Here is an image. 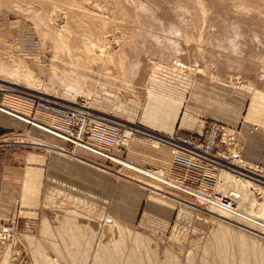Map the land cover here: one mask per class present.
Wrapping results in <instances>:
<instances>
[{
    "label": "rangeland",
    "instance_id": "rangeland-1",
    "mask_svg": "<svg viewBox=\"0 0 264 264\" xmlns=\"http://www.w3.org/2000/svg\"><path fill=\"white\" fill-rule=\"evenodd\" d=\"M65 1L53 13L46 0H0V64L28 70L39 89L26 90L0 77V114L24 126H9L0 117V192L8 175L28 170L31 182L22 184L18 201L34 208L10 207L6 217L0 199V264H36L37 250L56 264H92L105 229L113 224L125 229L120 264L132 255L140 264H164L169 257L174 264L213 262L212 231L226 220L212 213L211 204L205 207L190 191H171L110 159L87 156L73 139L80 135L105 156L161 171L165 178L175 165L157 137L189 138L203 147L211 141V156L229 170L222 167L214 180L215 170L207 175L197 165L187 172L186 160L174 156L173 163L187 168L179 178L184 186L228 196L233 191L220 188L227 172L264 184V0ZM70 84L73 90L63 94ZM46 87L49 92L41 95ZM44 102L63 104L61 111L71 109L87 121L81 125L79 118L62 117L60 123L45 113ZM196 121L201 132L190 131ZM33 123H58L53 128L69 140L63 143ZM125 132L134 136L126 139ZM230 158L237 168L228 166ZM246 192L251 197L244 199L243 209L262 224L264 193L257 187ZM71 221L76 245L69 242ZM224 226L236 238L264 247L261 229L237 221ZM229 244V258L237 264L236 240Z\"/></svg>",
    "mask_w": 264,
    "mask_h": 264
},
{
    "label": "bare ground",
    "instance_id": "bare-ground-1",
    "mask_svg": "<svg viewBox=\"0 0 264 264\" xmlns=\"http://www.w3.org/2000/svg\"><path fill=\"white\" fill-rule=\"evenodd\" d=\"M48 1V5H50L52 7V11L53 13H55L54 11L56 10V7L59 6L60 3H64L63 1L65 0H46ZM72 1V0H71ZM76 1V0H75ZM74 1V2H75ZM20 2V0H19ZM18 2V3H19ZM22 2V0H21ZM29 2V1H28ZM38 2V1H36ZM72 2V3H74ZM31 3V2H30ZM41 3V2H40ZM47 3V2H46ZM45 3V4H46ZM21 4V3H20ZM64 4H67L66 1ZM30 5V4H29ZM32 5V3H31ZM30 5V6H31ZM41 5V4H40ZM47 5V4H46ZM67 5H70V4H67ZM49 6V7H50ZM72 6V5H71ZM24 7V6H23ZM27 7V6H26ZM37 7V6H36ZM33 8V7H32ZM40 8V7H39ZM65 8V7H63ZM46 9V8H45ZM44 9V10H45ZM25 10V8H24ZM42 10V9H41ZM43 10V11H44ZM47 10H48V7H47ZM63 11H65V15L67 13V8L66 9H62ZM26 11V10H25ZM38 11H40V9H38ZM37 10L35 12H38ZM45 12V11H44ZM43 13V12H42ZM48 13V12H47ZM50 13V12H49ZM73 13V12H72ZM35 14V13H33ZM32 14V15H33ZM52 14V12H51ZM74 14V13H73ZM30 15V16H32ZM49 15V14H48ZM75 15V14H74ZM58 16V14H57ZM47 18V17H46ZM49 19L52 21V18L49 17ZM57 19V18H56ZM96 19V18H95ZM34 20V19H33ZM47 20V19H46ZM55 20V19H54ZM99 20V19H98ZM48 21V20H47ZM104 21V20H102ZM40 22V20H39ZM49 22V21H48ZM47 22V23H48ZM44 23V22H43ZM53 23H55V21H53ZM38 24V23H37ZM89 24V23H88ZM101 26H106L105 23H100ZM41 25V24H40ZM49 26L50 25H53V24H48ZM47 25V26H48ZM67 25V24H66ZM39 26V25H37ZM42 26H44L42 24ZM54 26V25H53ZM57 26V25H56ZM99 27H101L100 25H98ZM51 27V26H50ZM63 28L65 26H62ZM46 28V27H45ZM66 28H68L66 26ZM50 29L47 27V30ZM101 29V28H100ZM103 29V28H102ZM62 30V29H61ZM66 30V29H65ZM68 31H66L68 33H70L69 29H67ZM47 32V31H45ZM63 32V30H62ZM64 33V32H63ZM46 34V33H45ZM85 36V35H84ZM85 38V37H83ZM82 39V38H81ZM86 39V38H85ZM88 39V38H87ZM86 41V40H83V42ZM84 45L85 47H87V43L84 42ZM53 46V45H52ZM96 46V45H94ZM64 48V47H63ZM61 49V48H60ZM64 50V49H63ZM67 51V50H66ZM100 53H102V51H100ZM11 68V67H10ZM8 66H4L2 64H0V77L2 76L3 79H5L8 83L9 82H13V83H20V84H23L26 88V90H30V91H36V90H39V89H36L35 85L38 83L37 79L26 69H22V70H17V69H10ZM22 71V72H20ZM72 81V80H71ZM75 82H80L79 81V78H77L75 80ZM74 81L72 83H75ZM71 83V84H72ZM71 84L68 85L66 87V89H64L65 91L63 92V94H67V91L69 90H73L71 88ZM38 85V84H37ZM77 86V85H76ZM49 88V87H48ZM48 88H44L45 90H41L43 91L41 93V95H46V92H49L48 91ZM77 89V92L78 91H81V88L79 86L76 87ZM53 92H55L54 90L50 89ZM77 92H74V93H77ZM53 94H56V93H53ZM55 96V95H54ZM48 97V96H47ZM50 98V97H49ZM55 99H59V98H56L54 97ZM54 99V100H55ZM61 101V100H60ZM40 102H43V101H40ZM45 104H47L45 107H43V109H45V113H48L49 115L57 118L60 123L63 121L65 122V120H63V116H61L60 114H58L57 112H50L48 111L49 109H57V110H60L59 112L62 113L63 111H61V109L65 108L66 106L63 105V104H51V103H46L44 102ZM44 104V105H45ZM56 106V107H55ZM65 106V107H64ZM42 107V106H41ZM48 109V110H47ZM70 110V109H68ZM65 111V110H64ZM15 116V115H14ZM18 117V116H16ZM63 117V118H62ZM10 118V117H9ZM84 118V117H82ZM20 119V122L21 121H24L26 123H29L27 119H23V118H18ZM65 119V118H64ZM7 122H9V120H5ZM12 121V120H11ZM85 120H83L84 122ZM15 122V121H13ZM31 122V121H30ZM197 123V126L198 128L197 129H191L192 131H198L200 132L201 129H202V125L198 123V121H196ZM17 124H19L18 122H15ZM22 124V123H21ZM32 124V123H31ZM66 124H68V121L66 122ZM61 125V124H60ZM33 126L36 127L37 129H39L40 131H43L47 134H50L56 138H59L60 140H62L64 143L65 141L69 140V137L67 135H65L64 133L62 132H59L58 130L54 129L53 126H56V125H53L52 127H48V126H45V125H42V124H39V123H33ZM58 126V125H57ZM54 129V130H53ZM133 131L135 133H141L143 135H146L145 132H142V131H138L136 129H133ZM82 132V129L80 131V134ZM131 136H134V134H132V132H125V138L128 139L129 137ZM172 136V135H171ZM169 136V137H171ZM157 140L160 141L163 146H167L168 149H170L171 151V154L173 156V159H174V153H175V149H172L170 148L169 146L170 145H175L172 140H168V141H165L163 139H160L157 137ZM73 141L75 142V144L78 146V149H83V150H87L89 152H92V153H95V154H98V155H104L105 156V152H103L102 150H100L99 148H96V147H93V146H88V145H85L82 141H81V136L79 135L78 139L77 138H74ZM174 141V140H173ZM124 143V142H123ZM152 143H154V146L157 145L158 143L154 140H152ZM125 147H127V145L129 146V143H124ZM237 154H239V148H233ZM233 149H231L233 151ZM63 150V148L61 149ZM62 152L65 153V151L63 150ZM231 154V153H230ZM113 161L117 162L119 165H122L125 169H129V170H132L134 171L135 173L137 174H140V175H143L149 179H154V180H157L159 181L160 183L163 184V186L165 188H173V189H178L180 191H183L184 193L187 194L186 190L190 191L191 194H189L190 196H195L203 205H205V207H207V205H209V209L211 211H213L212 213L215 214V216H217L218 218H220L221 220H226V221H223L221 222L222 224H217L216 226H214L213 228V231H212V238H213V248L212 245H211V249L210 250H213V262L209 263L206 259L203 260L201 262V264H233L231 262V259L229 258V256H231L230 253L231 252V248H230V240L233 241V240H236V251H237V254L239 257L238 259V262L237 264H264V247H260L254 243H247L245 241V239H242L241 236H237V238L224 226V224H226V222H230V221H237V222H242L244 223L245 225H248L250 227H253V228H258V229H261L262 231H264V222L261 224L259 222L256 221V217L252 216V214L250 212H247L246 210L243 209V202H244V199L245 198H249V195L251 197V194H247L248 192H246L247 189H250L251 187H257L259 188L263 193H264V184L260 183V182H255V181H252V180H249V178H245V180L243 179V175L239 172V173H236V172H232V173H235L236 175H232V173L230 172H227L223 175V185L220 187L222 188L223 187V190L225 191V193H229L231 191H233L232 193H229L228 196H220V194L218 195L217 193L213 192V189L212 191H206V190H203V189H199V190H196V189H192L190 187H187V186H184L183 182L181 180H178V179H173V178H169L168 176H166V178L163 176L162 172L161 171H152V170H147V169H143V168H140V167H136L134 165H132L131 163L127 162V161H123L121 159H115L113 158L111 155H109ZM231 157V156H230ZM230 164H228V166L232 167L233 166V169L237 168L236 166H234V164L232 163V160L230 159ZM213 168L215 169L216 173L212 174L214 176V180H216L215 178L217 177V174H219V170H223L222 167L225 168L224 165H220V164H212ZM227 167V166H226ZM226 169V168H225ZM228 169V168H227ZM226 169V170H227ZM229 170V169H228ZM227 170V171H228ZM225 171V170H224ZM236 171V170H235ZM208 172H211V171H208ZM245 173V172H244ZM250 174V173H249ZM180 183L181 187L177 184V183ZM156 186V185H155ZM150 187V186H148ZM154 188V187H153ZM185 189V190H184ZM219 189V188H218ZM255 189V188H254ZM153 190V189H152ZM155 191H159V190H155ZM199 191H205L207 192L206 196H204L203 194H200ZM211 192V193H209ZM208 194H211V195H215L218 196L217 198L220 199L221 197H226V199H229V206L227 207H223L221 205V202H219L218 200H209V195ZM220 196V197H219ZM199 198H202L199 199ZM204 198V199H203ZM239 198V199H238ZM209 200V201H208ZM255 200V199H254ZM253 199L250 200V202H255ZM209 210V211H210ZM251 211V210H249ZM263 213V211H262ZM264 216V215H263ZM65 218V217H64ZM74 218V217H73ZM264 218V217H262ZM219 220V219H218ZM262 220V219H261ZM61 221V220H59ZM58 221V222H59ZM260 221V220H259ZM264 221V220H262ZM57 222V221H56ZM261 222V221H260ZM60 223V222H59ZM77 223V222H76ZM58 224V223H55V225ZM214 224V223H213ZM238 225V224H237ZM58 226V225H57ZM68 226V235L71 236L73 239L70 240L69 242H72V244L76 245L78 244V242H76V228L74 225H72V221L67 224ZM45 227V226H44ZM61 227V226H59ZM64 228V226H63ZM104 229V228H103ZM61 231V230H60ZM66 231V230H65ZM104 231V230H103ZM123 231H125V229H123L122 227L120 226H117L116 224H113V225H108L107 228L105 229L104 231V234H103V241L101 240V247L97 250L98 252L95 254V257H91L93 258V263L92 264H120L121 261H122V250H121V247L123 245V240L122 238L124 237V233ZM112 232H115V236L117 241L114 245V248L112 249H109L108 245L110 243V240H112L113 238H111L112 236ZM259 232V231H258ZM65 235V233H64ZM114 236V238H115ZM137 238V237H136ZM134 241H136V239L134 238ZM135 243V242H134ZM212 244V243H211ZM126 247V246H125ZM139 247V246H138ZM137 247V248H138ZM73 248V247H72ZM71 248V249H72ZM124 247H122L123 249ZM152 248V247H151ZM37 249V248H36ZM129 249V248H128ZM154 249V248H153ZM124 250V249H123ZM44 252V250H43ZM41 252L40 250L36 251L35 253V256H36V264H56L55 262L51 261V259L49 260L48 257L45 256V254ZM66 254L68 256H71V252L66 250L65 251ZM132 252V251H131ZM206 254H209L208 251H205ZM133 254V253H132ZM152 254V253H151ZM204 254V252H203ZM136 256V255H135ZM165 256V255H164ZM72 257V256H71ZM84 257V256H83ZM216 257V258H215ZM147 258V257H146ZM78 259V258H77ZM127 261L125 262V264H140L139 260L135 257H128L126 258ZM204 259V258H203ZM58 260V259H57ZM81 260V259H80ZM149 260V258H148ZM166 260V261H165ZM164 261V264H174V261L169 257L167 259H165ZM70 261V260H69ZM82 261V260H81ZM18 262V261H17ZM35 263V262H34ZM74 263V262H73ZM13 264V263H12ZM19 264H24L23 262H19Z\"/></svg>",
    "mask_w": 264,
    "mask_h": 264
},
{
    "label": "crops",
    "instance_id": "crops-1",
    "mask_svg": "<svg viewBox=\"0 0 264 264\" xmlns=\"http://www.w3.org/2000/svg\"><path fill=\"white\" fill-rule=\"evenodd\" d=\"M0 117H1V119H2V121L4 122L5 121V119L7 118V117H4V115H2V114H0ZM5 118V119H4ZM7 119H9L10 120V118L8 117ZM12 119V118H11ZM37 119V118H36ZM35 119V120H36ZM11 121V120H10ZM9 126L10 125H12V126H20V123L19 124H17V123H11L10 124V122H8L7 123ZM22 125V124H21ZM56 125H59L58 123L56 124ZM47 126V125H46ZM53 126V125H52ZM52 126H50V127H52ZM20 127H24L23 125L22 126H20ZM203 127V126H202ZM183 128V127H182ZM196 128H198V126H197V124H195V128H193V129H196ZM186 129V128H185ZM184 128H183V130H185ZM202 130V129H201ZM189 131V130H188ZM190 131H192V130H190ZM201 132V131H200ZM36 133V132H35ZM167 135V134H166ZM58 140L59 141H61V142H63L62 140H60L59 138H58ZM64 143V142H63ZM80 151H82L84 154H87V156H96V157H98V158H105V159H110L111 161H113L111 158H109V157H107V156H104V155H98V154H95V153H92V152H89V151H87V150H83V149H79ZM169 150V149H168ZM254 151V150H253ZM258 152H260V151H258ZM257 152V153H258ZM108 154V153H107ZM110 155V154H109ZM255 155V154H254ZM112 156V155H111ZM113 157H115V156H113ZM120 158V157H119ZM81 160H83V159H81ZM168 160H170L171 161V164H172V166H174L175 165V168L173 167V169H172V171L171 170H168V168L166 169V171H165V173H166V175L168 176L169 175V173H171V176L172 177H174V178H177L178 180H180L179 178H182V173H183V171L186 169L185 167H184V164L183 163H181V162H178V163H173L174 161H172V160H174L173 159V156H172V154H171V151L169 150V156H168ZM83 161H85V160H83ZM80 171H83V170H80ZM180 171H182V172H180ZM27 172H29L28 170H25L21 175H19V176H17L16 174H14L13 172L10 174V175H8V179L6 180V181H4V191L3 192H0V199L3 197V201H2V203H4L3 204V210H2V213L3 214H5V216H6V214L8 213V211H9V209H10V207H12L13 209H16L18 206L21 208V210L23 211V212H27V211H29V210H27V209H34V208H32V207H30V208H25V207H23L22 205H21V200L20 201H18V198H19V194H21V193H19V192H22V184H27L28 183V185L30 184V182H31V178L29 177V175H30V173H27ZM84 172V171H83ZM29 174V175H28ZM94 174H96V173H94ZM98 174V173H97ZM183 175H184V173H183ZM192 176V175H191ZM169 177V176H168ZM24 178H25V180H24ZM192 178H194L193 180H196L197 179V177L194 175V176H192L191 177V179ZM183 179V178H182ZM32 182H34V178H32ZM182 181V180H181ZM36 182H37V179H36ZM183 182V181H182ZM38 183V182H37ZM8 184L9 185H11V187H9L8 186ZM21 185V188H20V185ZM166 189H169V190H171V191H175V192H182V193H184L183 191H180V190H178V189H173V188H166ZM12 191V192H11ZM36 193L39 191H37V188H36ZM14 192H16L15 193V195H14ZM22 194H23V192H22ZM184 195H188V194H186V193H184ZM9 196V197H8ZM14 197V198H16L17 199V203L15 204V205H13V203H12V201H11V197ZM24 198V197H23ZM150 202V204L151 205H153V202H151V201H149ZM35 207L37 208L38 207V202H36L35 203ZM2 208H1V206H0V210H1ZM13 212H15V211H13ZM7 217V216H6ZM5 218V217H4ZM2 219V218H1ZM3 220V219H2Z\"/></svg>",
    "mask_w": 264,
    "mask_h": 264
},
{
    "label": "built area",
    "instance_id": "built-area-1",
    "mask_svg": "<svg viewBox=\"0 0 264 264\" xmlns=\"http://www.w3.org/2000/svg\"><path fill=\"white\" fill-rule=\"evenodd\" d=\"M70 111L74 112L73 110L70 109ZM70 111H64L62 113H60L61 116H63L66 120L68 119V121H71L74 118H79L81 121V125L85 124V122L87 121V117L86 115H74L72 112ZM77 113V112H76ZM78 114V113H77ZM78 116V117H77ZM84 117V118H82ZM83 120H85L83 122ZM172 142L175 145H171V147L173 149H175V153L174 156L176 158H182L185 159L188 165V169L187 172L191 169L194 170L193 167H196L197 165H202L204 168V173L207 174L209 173L208 171H212L215 170L212 166V164H219L218 162L221 160L218 158H215L213 156H211V147H212V143L210 142H206V146L203 147L201 145H199V143L197 141H194L193 139H187L185 140V138H178L175 139L174 141L172 140ZM231 159V158H230ZM204 163V164H202ZM191 167V168H190ZM208 175V174H207ZM186 176V174H185ZM188 177V176H186ZM209 200L213 199V200H218L219 202H221V205L223 207H227L229 206V199H226V197H221L220 199L216 198L215 195H211L209 194Z\"/></svg>",
    "mask_w": 264,
    "mask_h": 264
}]
</instances>
